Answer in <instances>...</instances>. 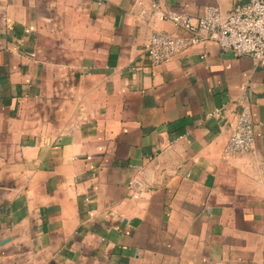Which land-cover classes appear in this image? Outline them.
I'll return each instance as SVG.
<instances>
[{
  "label": "crops",
  "instance_id": "obj_1",
  "mask_svg": "<svg viewBox=\"0 0 264 264\" xmlns=\"http://www.w3.org/2000/svg\"><path fill=\"white\" fill-rule=\"evenodd\" d=\"M245 1L0 0V264H264V65L147 53L188 36L160 10Z\"/></svg>",
  "mask_w": 264,
  "mask_h": 264
},
{
  "label": "built area",
  "instance_id": "obj_2",
  "mask_svg": "<svg viewBox=\"0 0 264 264\" xmlns=\"http://www.w3.org/2000/svg\"><path fill=\"white\" fill-rule=\"evenodd\" d=\"M159 13L161 19L184 29L188 36L152 32L147 53L153 64L168 61L191 45L214 41L223 49H230L236 55H250L258 64L264 65V0H246L228 11L211 5L197 15L185 10H160ZM254 143L251 112L248 107H243L230 127L225 155L251 152Z\"/></svg>",
  "mask_w": 264,
  "mask_h": 264
}]
</instances>
